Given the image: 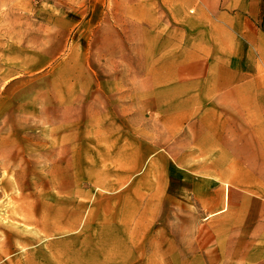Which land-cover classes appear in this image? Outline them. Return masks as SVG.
I'll return each instance as SVG.
<instances>
[{
  "label": "rangeland",
  "instance_id": "1",
  "mask_svg": "<svg viewBox=\"0 0 264 264\" xmlns=\"http://www.w3.org/2000/svg\"><path fill=\"white\" fill-rule=\"evenodd\" d=\"M93 1L0 0V264H226L189 191L218 157L141 85L145 55L106 54ZM58 10L89 30L49 60Z\"/></svg>",
  "mask_w": 264,
  "mask_h": 264
},
{
  "label": "crops",
  "instance_id": "2",
  "mask_svg": "<svg viewBox=\"0 0 264 264\" xmlns=\"http://www.w3.org/2000/svg\"><path fill=\"white\" fill-rule=\"evenodd\" d=\"M93 2L88 24L98 27L106 54L145 55L135 73L141 85L153 96L169 94L177 132L185 129L199 152L194 158L221 164L214 169L207 159L205 179L190 178L191 200L212 211L207 231L198 223L193 236L209 243L199 250L226 264H264V0ZM55 12L49 60L89 30Z\"/></svg>",
  "mask_w": 264,
  "mask_h": 264
}]
</instances>
